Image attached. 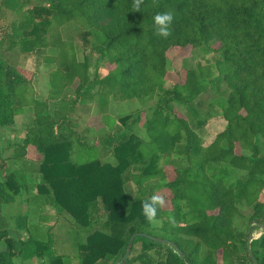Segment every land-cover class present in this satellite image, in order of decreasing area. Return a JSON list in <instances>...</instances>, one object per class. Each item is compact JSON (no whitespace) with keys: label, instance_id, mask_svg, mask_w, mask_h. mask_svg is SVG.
I'll use <instances>...</instances> for the list:
<instances>
[{"label":"trees","instance_id":"trees-1","mask_svg":"<svg viewBox=\"0 0 264 264\" xmlns=\"http://www.w3.org/2000/svg\"><path fill=\"white\" fill-rule=\"evenodd\" d=\"M4 10L15 19L7 30L0 25V48L17 49L21 61L14 66L0 55V128L25 108L34 119L15 156L0 155V264H120L136 233L168 242L135 238L126 264H253L248 238L264 227V0H143L139 12L133 0H0ZM157 13L173 15L166 39L156 34ZM70 23L84 50L106 61L92 77L89 57L79 60L75 42L62 36ZM188 47L203 54L202 63L174 81L167 53ZM44 65L54 68L43 72ZM222 84L225 101L215 99L208 104L214 113L202 116L198 98ZM133 100L147 108L111 115L113 101ZM94 103L107 135L90 145L75 115ZM212 123L218 132L205 140L198 130ZM30 149L43 156L33 181L24 168ZM175 154L186 166L169 180L159 165H172ZM111 155L114 164L102 162ZM165 190L170 208H158L150 223L142 204ZM22 193L41 211L37 199L47 197L67 218L76 234L71 255L55 251L49 219V230L35 226L36 235L49 232L46 241L34 236L28 215L14 220L26 236L13 235L3 206ZM247 208L244 233L236 222ZM251 249L264 264V235Z\"/></svg>","mask_w":264,"mask_h":264},{"label":"rangeland","instance_id":"rangeland-1","mask_svg":"<svg viewBox=\"0 0 264 264\" xmlns=\"http://www.w3.org/2000/svg\"><path fill=\"white\" fill-rule=\"evenodd\" d=\"M15 19V14L4 10L0 13V25L4 26L5 29H9L12 21ZM5 30V31H6ZM62 36L66 40H73L75 42L76 51H77V57L79 60H84L85 57H89L91 62V70L90 75L93 76L95 69L98 66H104L106 64V61L100 62L98 61L99 56L95 53H91L90 51L84 50L82 43L80 41L79 36V30L74 23H70L66 26H64L62 30ZM168 61H167V69H168V76L171 79H174V81H179V79L184 80L186 77V69L187 68H196L200 63H202L203 54L199 50H193L191 47L188 48H178V49H171L168 51ZM0 55H2L10 64L16 66L20 64V53L16 49L14 51H9L6 49V45H3L0 48ZM54 68V66L48 67V66H42L41 71L43 72H49ZM226 92V86L225 84H222L219 89L212 90L209 89L207 92L203 93L198 98V103L201 104L202 107L198 109V112L206 117L210 113H214L212 108L208 106L209 103L214 101L217 98H220L222 101H225L226 95L221 96L223 93ZM69 96H72V92L70 90H67ZM221 96V97H219ZM156 104V101H151L148 103V106L153 107ZM56 103H53V106H55ZM178 107V106H177ZM147 105H143L140 102L131 101V102H118L115 104L113 101L110 104V112L115 115L117 119L121 117H125L127 115L132 114L137 109H146ZM78 111L75 115V121L78 123L79 127L78 130L82 135H84V138L92 144L95 139L101 140L102 138H105L107 135L106 129L104 130L102 128V122H101V115L99 113V109L97 107V103L92 104L91 106H78ZM178 114L179 115H187L191 121V125L195 126V119L192 116L191 113L186 112V110L183 107H178ZM33 119H34V110L33 108H26L24 110V114L21 116H16L14 125H9L3 128H0V155H2V158H11L15 156V139L16 136H20L19 138H24L25 134L24 132L29 130L33 125ZM219 125L217 123H212L208 125L205 129L198 130V133L201 135L202 138L210 139L211 137H214L215 134L218 132ZM138 135H141L142 138L147 139L145 131L142 129H137L136 132ZM12 148V149H11ZM38 154L34 152L33 149L29 151V158L34 160L35 163H39L38 161ZM111 162H115L116 160L110 159ZM172 165H164L163 161L160 162L159 167L166 170L167 179L173 180L176 176V168L181 169L186 166V161L184 157H180L178 155H174L172 158ZM32 165V164H31ZM136 167V166H134ZM27 171V173L31 174L29 176L31 179L32 173L35 175V173H38V166L32 165L29 167L28 165H25L24 167ZM135 168L131 167L128 172L131 170H134ZM32 172V173H31ZM128 174V173H127ZM131 185L127 186L126 191L127 193L135 197L136 195V188H129ZM156 195H160L164 197L165 199V206L164 209L170 208V199L172 195L167 190L160 191L156 193ZM22 199H20V195L18 197V200L16 202H13L12 204L4 205L3 208L7 209L4 211V215L7 216V220L11 222L12 227V233L15 237H25L26 234H20L18 231L14 228V220L17 216H27L28 215V225L31 226L34 232V236L36 238H39L43 241H46L49 237V232L47 231L43 235L37 234L36 235V229L35 226L42 224L44 225L47 230H49V222L50 225H53V222H57L59 219L64 220L63 215L60 214L56 208L53 205L44 206V208L39 210L36 206H34L33 203H29L26 201H23V198L26 197L25 194L22 193ZM253 210L251 208H247L241 211L240 217L237 219L236 226L237 228L242 231L246 232L248 230L249 221L248 218L252 215ZM100 219L103 221L105 220V216L103 212L98 215ZM41 218H44L41 222ZM55 224L54 226H56ZM58 226L56 227V229ZM35 230V231H34ZM66 228L59 230L52 231L51 234H54L56 243H55V251L59 253L65 254V256L71 255L73 252V245L74 241L76 239V234L74 231L70 234ZM261 233V230H255L252 235L254 237L259 236ZM64 239L66 242V245L68 247H65V242H63ZM58 253V254H59ZM20 264H25L23 262L18 261ZM31 264H39V261L37 259H32L30 261Z\"/></svg>","mask_w":264,"mask_h":264},{"label":"clouds","instance_id":"clouds-1","mask_svg":"<svg viewBox=\"0 0 264 264\" xmlns=\"http://www.w3.org/2000/svg\"><path fill=\"white\" fill-rule=\"evenodd\" d=\"M142 3L143 0H133V10L139 12ZM172 22L173 15L171 13H157L154 17L156 34L165 39L168 38L171 35L170 26ZM165 203L164 197L156 194H153L150 200L143 202V214L150 223L156 221L158 208H164Z\"/></svg>","mask_w":264,"mask_h":264},{"label":"crops","instance_id":"crops-1","mask_svg":"<svg viewBox=\"0 0 264 264\" xmlns=\"http://www.w3.org/2000/svg\"><path fill=\"white\" fill-rule=\"evenodd\" d=\"M26 109V108H25ZM111 113V112H110ZM23 115V114H22ZM111 115H113V116H115L113 113H111ZM19 116H21V115H19ZM15 123V122H14ZM12 125H14V124H12ZM102 128L104 129V126H103V124H102ZM105 130V129H104ZM26 132L27 131H25L24 132V134H26ZM84 136V135H83ZM20 136H16V139H15V142L14 143H20L19 141H20V139H22V138H19ZM85 140H86V138H85ZM96 140H99V139H95L94 140V142L96 141ZM86 142L88 143V144H90L87 140H86ZM93 142V143H94ZM92 143V144H93ZM92 144H90V145H92ZM12 149V148H11ZM31 150V149H30ZM29 150V151H30ZM29 154V153H28ZM38 156V162L40 163L42 160H43V156L42 155H40V154H38L37 155ZM113 159V160H115L114 159V157L111 155V156H108V157H104V158H102V162L104 163V162H111L110 161V159ZM26 160V165H28L29 167H31L32 165H35L36 163L34 162V160H32V159H30L29 158V156L27 155V157L25 158ZM111 163H113L114 164V162H111ZM32 164V165H31ZM33 179H35L36 180V175H34L33 174ZM129 185H131V187H129V188H134L135 187V185L133 184V183H129V184H127L126 185V188H127V186H129ZM37 201L39 202V207H44V206H49L50 204H48V202H49V200H48V198L47 197H40V198H38L37 199ZM50 203V202H49ZM63 218H64V220H58L57 222H53V225H55V224H57L56 225V227L58 226V228L57 229H54L55 231L56 230H59L60 228H62V229H64V228H68V226H69V224H68V220H67V218H65V216H63ZM95 229H100V226H99V224H96L95 225Z\"/></svg>","mask_w":264,"mask_h":264},{"label":"water","instance_id":"water-1","mask_svg":"<svg viewBox=\"0 0 264 264\" xmlns=\"http://www.w3.org/2000/svg\"><path fill=\"white\" fill-rule=\"evenodd\" d=\"M262 235H264V227L261 229V233L259 234V236L254 237L253 235H250L249 238H248L247 248H248L249 256H250V258H251L253 264H259V263H258V261H257V259H256V257H255V255H254L252 249H251V244H252V242H253L254 240L259 239ZM140 236H142V237H146V238H149V239H154V240H156V241H158V242H161V243H167V242H168V241H166V240H162V239H158V238H153V237H151V236H149V235H146V234H139V233H136V234H134V235L131 237V239H130V241H129L128 248H127V251H126V253H125L123 259L121 260V263H120V264H126L127 260L129 259L130 255H131V252H132V249H133L134 240H135V238L140 237ZM183 255H184V254H183Z\"/></svg>","mask_w":264,"mask_h":264}]
</instances>
